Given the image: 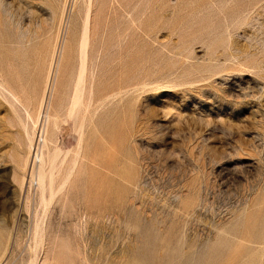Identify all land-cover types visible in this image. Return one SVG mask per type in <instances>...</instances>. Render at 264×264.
Wrapping results in <instances>:
<instances>
[{
  "label": "rangeland",
  "instance_id": "obj_1",
  "mask_svg": "<svg viewBox=\"0 0 264 264\" xmlns=\"http://www.w3.org/2000/svg\"><path fill=\"white\" fill-rule=\"evenodd\" d=\"M85 24L91 46L73 118ZM0 82L24 106L0 87L3 244L13 237L3 264H28L39 213L50 253L71 249L78 260L80 250L90 264H133L151 226L171 251L209 241L212 254L220 237L236 233L244 250L264 229V0H0ZM24 124L40 149L39 134L59 136L57 185L73 171L47 211L28 199Z\"/></svg>",
  "mask_w": 264,
  "mask_h": 264
},
{
  "label": "bare ground",
  "instance_id": "obj_2",
  "mask_svg": "<svg viewBox=\"0 0 264 264\" xmlns=\"http://www.w3.org/2000/svg\"><path fill=\"white\" fill-rule=\"evenodd\" d=\"M91 2V1H90ZM88 12V11H87ZM90 13V12H89ZM90 15V14H89ZM90 17V16H89ZM90 21V20H89ZM87 23V22H85ZM90 23V22H89ZM86 25V24H85ZM90 25V24H89ZM89 25L87 24L83 31V35H82V42H81V56H80V70H79V74H78V80H76V85L75 86V91H74V99H73V102L71 104L69 108V114L73 116V118H76L78 116V113H79V109L81 108L80 105H82V86H83V83H84V79H85V72H86V69H87V62H88V49L90 48L91 44L89 45V38L91 37L90 36V30L89 29ZM54 62H55V59H54ZM52 62V63H54ZM57 64V61L55 62ZM55 65V64H54ZM59 66V65H58ZM53 68V66H51ZM55 67V66H54ZM57 67V66H56ZM55 69V68H54ZM54 72V70L52 69L50 72ZM56 72V71H55ZM58 72V71H57ZM59 73V72H58ZM78 73V71H77ZM53 75V74H52ZM52 75H51V79H52ZM50 76V75H49ZM55 76V74H54ZM57 77V75H56ZM49 78V77H48ZM49 80V79H48ZM55 83V82H54ZM75 83V81H74ZM73 83V84H74ZM7 84V83H6ZM47 84L49 85V82H47ZM48 85L46 87H48ZM51 86V85H50ZM85 86V84H84ZM0 87L5 90L9 96L11 97L10 99L13 98V100L17 103L21 102L19 96H17V94L11 90L10 88H8L5 84H3V82H0ZM85 88V87H84ZM84 91V95H85V90ZM4 92V91H2ZM49 91L47 89H45V92H44V98L42 97L43 101H41V106H40V111L43 109H47V97H48V93ZM1 93V91H0ZM93 93V92H91ZM2 94V93H1ZM5 94V93H4ZM2 94V96L4 95ZM6 95V94H5ZM4 95V96H5ZM83 95V96H84ZM3 96V97H4ZM7 96H5L6 98ZM41 99V100H42ZM49 99V98H48ZM46 101V102H45ZM72 101V100H71ZM13 103V102H12ZM14 104V103H13ZM12 104V105H13ZM22 106H23V103L21 102ZM25 105V104H24ZM49 106V104H48ZM24 107V106H23ZM22 107V108H23ZM79 108V109H78ZM25 110V113L28 114V116H30V113L28 111V108L25 107L24 108ZM49 109V108H48ZM15 111L18 112L17 108H15ZM39 111V112H40ZM43 111V110H42ZM41 111V112H42ZM47 111V110H46ZM45 111V113H46ZM43 113V112H42ZM48 113H49V110H48ZM46 114L48 115V118H49V115L50 114ZM41 115V114H40ZM68 115V114H67ZM71 116V117H72ZM41 117V116H40ZM56 117V116H55ZM53 116V120H55V118ZM42 118V117H41ZM40 118V119H41ZM43 118H46V116H44ZM46 118V121L50 119ZM59 118H61L59 116ZM58 118V120H59ZM39 119V117H38ZM39 119V120H40ZM37 120V119H36ZM57 120V118H56ZM55 120V121H56ZM57 120V121H58ZM42 121V120H41ZM56 121V122H57ZM56 122H54L53 124H55ZM37 123V122H36ZM37 124H39V122ZM43 123V121H42ZM50 125L48 122H44V124L47 126V124ZM34 124V123H33ZM44 124H43V127H44ZM52 124V125H53ZM58 123H56L57 125ZM42 125V124H41ZM55 125V126H56ZM59 125V124H58ZM39 126V125H38ZM37 126V127H38ZM54 126V125H53ZM35 127V126H34ZM33 128V127H32ZM31 128V129H32ZM36 128V127H35ZM55 128H58L57 126ZM42 129V128H41ZM44 129V128H43ZM46 129V128H45ZM34 130V129H33ZM59 130V129H58ZM24 131H25V134L27 137V146L29 147V150H30V153L29 155L27 156L28 158L24 161L25 165H30V174H29V177L27 178L25 176V179L24 180H29L30 181V185H32L31 187H36V192L35 194H29V197L28 199L30 200H33L34 201H38V204H40V206L44 207L42 210L43 211H47L48 207L50 208V204L53 202L54 199H56L57 197H59V194L62 192L63 189L66 188V185L68 184V177L70 176V174L73 172V171H69L68 172V175L67 177H65L64 181L62 184H59L57 185V179H56V176H55V171H56V168H57V162H58V159L60 157V155L62 154V151H63V147L60 148L61 146L58 145V142H55V140L57 141V138L59 136L56 137L55 139V130L54 128L52 129V133L50 135H48L47 133L50 131H48L46 133L45 132H42L41 134H39L38 136V139L40 142H42L43 146L47 148V150L45 149H40L38 147H36L35 145V142H34V136L32 134H35V133H32L29 128V125H26L24 124ZM35 131V130H34ZM41 132V130H40ZM36 135V134H35ZM58 135V134H57ZM37 138V136H36ZM26 140V139H25ZM59 141V140H58ZM82 138L79 139V150H81L82 148ZM38 143V142H37ZM57 143V144H55ZM51 144H55V146H50ZM41 146V144L39 145ZM60 146V147H59ZM28 152V151H27ZM31 156H32V160H31ZM78 161V156L76 159H74V162L75 164L77 163ZM24 167V165H23ZM28 167V166H27ZM26 167V168H27ZM22 168V167H20ZM24 168V169H26ZM27 170V169H26ZM25 172V170H24ZM28 173V172H27ZM22 175H25L24 173ZM28 175V174H27ZM24 177V176H23ZM22 179V180H23ZM23 180V181H24ZM25 182H23L24 184ZM25 185V184H24ZM55 201V200H54ZM37 204V206H38ZM53 204V203H52ZM129 204V203H128ZM50 205V206H49ZM135 206V204H133ZM128 207V205H127ZM129 208V207H128ZM131 208V207H130ZM40 209V208H39ZM37 209V210H39ZM45 209V210H44ZM134 209V208H133ZM36 210V211H37ZM123 210V209H122ZM135 210V209H134ZM133 210V212H134ZM138 210V208H137ZM35 211V212H36ZM126 211V213L128 212L129 216L131 214V212L127 211V210H124ZM132 211V210H131ZM136 211V210H135ZM140 212V210H138ZM41 212V211H39ZM37 211V213H39ZM123 212V211H122ZM132 212V213H133ZM135 213H138V212H134ZM36 214V213H35ZM40 214V213H39ZM39 214H36L37 216L35 217V220H34V223H33V226H32V244H30L29 247H31V253H30V258L28 259V264H79L80 261H83V263H89V258L87 255H83L81 253L80 250H78L76 252V254H78V257L79 259L77 260L76 259V255L73 253V251L70 249L69 252H68V256H66L65 258L62 259V257L58 254H54L52 255L50 253V248H46L45 245L47 244V225H46V218L47 217H42L43 214L41 213L40 215H42L40 217ZM143 214V213H142ZM141 214V215H142ZM45 215V214H44ZM132 215V214H131ZM46 216V215H45ZM126 216V215H125ZM134 216V215H133ZM135 217H136V214H135ZM154 217V216H152ZM134 218V217H133ZM146 218V217H145ZM143 216L142 217H137L135 220L137 222V227L140 226V230H141V233H143V229H144V223H142L143 219H145ZM158 218V217H157ZM126 219V218H125ZM149 219V218H148ZM133 220V219H132ZM134 220V221H135ZM147 220V219H146ZM149 221V220H148ZM147 221V222H148ZM161 221V220H160ZM262 221V220H261ZM264 221V219H263ZM136 222H133L136 223ZM144 222V221H143ZM151 222V219L150 221ZM154 222V221H153ZM152 223V222H151ZM262 223L264 224V222H261V224H259L257 227L259 228L260 225H262ZM146 224V223H145ZM155 224V223H153ZM159 226V225H158ZM157 227V225H156ZM256 227V228H257ZM261 227V226H260ZM264 227V226H263ZM153 232L151 234V239L150 240H147L146 241H143L142 244H139L138 247L135 249L136 251L132 252L134 255H135V259L133 260V264H200L201 261L205 260L207 257H213V259H215V261H219L222 263L221 264H225L224 261H231V260H237L238 257H241V259H245L244 257L246 258H249V259H253V258H257L259 257L257 260H261L262 257H264V229L263 228H260V229H256L257 231L253 232V235L252 237H248L250 238V242L252 244H250L249 246H245L243 247L244 250H240V245L238 243H236V240H232V239H236L235 235L236 233H234V237H224V238H219L220 241H218L217 243V248L218 250H216L215 248V252H213V254L210 252V244H209V241L205 242V244H203V249L199 250L198 251V248L196 249L197 251H184V250H180V251H171L170 247H169V241L168 240H165L166 238H162L160 235L161 232H159V236L155 233V229H154V226H151ZM163 228V227H162ZM149 229V228H148ZM160 230V229H158ZM168 230V229H167ZM166 230V232H167ZM177 230V229H176ZM176 230H175V233H176ZM180 230V229H179ZM219 230V229H218ZM149 231V230H148ZM146 230V233L148 232ZM173 231V230H172ZM220 231V230H219ZM223 233H225L223 231V229L221 230ZM234 231V230H233ZM254 231V230H253ZM163 232V230H162ZM169 232V230H168ZM235 232V231H234ZM140 233V234H141ZM150 233V232H149ZM215 233V232H214ZM220 233V232H219ZM139 234V233H138ZM156 234V236H155ZM164 234V233H163ZM228 234V233H227ZM230 234V235H231ZM250 234V233H249ZM142 235V234H141ZM165 235V234H164ZM169 235V234H168ZM167 235V236H168ZM211 235V234H210ZM213 235V234H212ZM216 235V234H214ZM219 235V234H217ZM221 235V234H220ZM137 236V235H136ZM148 236V235H147ZM166 236V237H167ZM172 236H176L174 235V232H173V235ZM251 236V234H250ZM149 237V238H150ZM198 237V236H197ZM196 237V238H197ZM214 237V236H213ZM217 238L219 236H216ZM174 238V237H172ZM209 238V237H208ZM207 238V239H208ZM232 238V239H230ZM12 239L13 237H9V239L7 240V242L5 244H3V230H2V227H0V249H1V256H0V264H3L4 262H7L9 256H10V251H11V242H12ZM137 239V238H136ZM140 239H143L142 236ZM206 239V240H207ZM211 239V237H210ZM240 239V238H239ZM157 240H159V246H158V242ZM171 240V238H170ZM173 240V239H172ZM176 240V238H175ZM181 240V239H180ZM179 240V241H180ZM185 240V239H184ZM191 240V239H190ZM203 240V239H202ZM205 240V239H204ZM214 240V239H213ZM216 240V239H215ZM238 240V239H237ZM241 240V239H240ZM239 240V241H240ZM248 240V241H249ZM187 241V240H186ZM173 242V241H172ZM171 242V243H172ZM190 241H188L187 243H189ZM195 242V241H194ZM198 242H201L198 240ZM243 242V241H241ZM249 242V243H250ZM141 243V242H140ZM175 243V242H174ZM180 243V242H179ZM184 243V242H183ZM183 243L181 244L183 246ZM186 243V242H185ZM202 243V242H201ZM245 242L241 243L244 244ZM195 244V243H193ZM200 245V244H199ZM202 245V244H201ZM248 245V244H247ZM196 246V245H195ZM202 247V246H201ZM241 247V249H242ZM44 248V250H43ZM181 248V247H180ZM182 249H185L184 247ZM33 250V251H32ZM40 250L42 251L43 250V255L42 257L39 256L40 255ZM134 250V249H133ZM132 250V251H133ZM179 250V248L177 249ZM187 250V248H186ZM195 250V249H194ZM84 257H82V255ZM82 257V258H81ZM177 259H179V261H177ZM181 259V260H180ZM196 259V261H195ZM239 259V258H238ZM242 259V261H244ZM80 260V261H79ZM132 260V259H131ZM130 260V261H131ZM235 260V261H236ZM248 259H246V262H247ZM235 261H234V264H235ZM242 261L240 264H242ZM253 261H256V259H254ZM205 262V261H204ZM203 262V263H204ZM211 262V261H210ZM218 262V263H219ZM226 262V263H227ZM232 262V261H231ZM240 262V261H239ZM244 262V263H246ZM252 262V261H251ZM250 262V263H251ZM264 263V261H262ZM82 263V262H81ZM91 263V262H90ZM89 263V264H90ZM243 263V264H244ZM255 263H261V262H255ZM210 264V263H209ZM212 264V263H211ZM230 264V263H228ZM236 264H237V261H236ZM247 264V263H246ZM252 264H254L252 262ZM262 264V263H261Z\"/></svg>",
  "mask_w": 264,
  "mask_h": 264
}]
</instances>
